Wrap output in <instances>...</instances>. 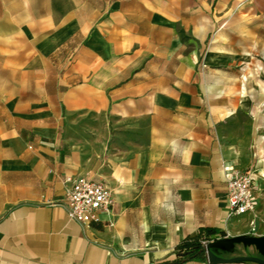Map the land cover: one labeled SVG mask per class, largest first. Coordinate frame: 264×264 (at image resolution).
<instances>
[{
    "label": "crops",
    "instance_id": "1",
    "mask_svg": "<svg viewBox=\"0 0 264 264\" xmlns=\"http://www.w3.org/2000/svg\"><path fill=\"white\" fill-rule=\"evenodd\" d=\"M67 176L110 187L100 222ZM203 227L264 260V0H0V264H210L175 262Z\"/></svg>",
    "mask_w": 264,
    "mask_h": 264
},
{
    "label": "built area",
    "instance_id": "2",
    "mask_svg": "<svg viewBox=\"0 0 264 264\" xmlns=\"http://www.w3.org/2000/svg\"><path fill=\"white\" fill-rule=\"evenodd\" d=\"M228 185L229 213L244 215L255 211L258 199L255 194V175L225 168ZM65 182L66 206L70 219L83 225L101 221V212L110 210L114 204L112 190L104 181L88 176H67ZM208 242L205 243V245Z\"/></svg>",
    "mask_w": 264,
    "mask_h": 264
},
{
    "label": "trees",
    "instance_id": "3",
    "mask_svg": "<svg viewBox=\"0 0 264 264\" xmlns=\"http://www.w3.org/2000/svg\"><path fill=\"white\" fill-rule=\"evenodd\" d=\"M219 234L224 235L223 233H219V231L215 228H201L198 234L189 236L178 244L176 247V255L178 259L175 262L193 260L197 258L207 260V255L204 250L205 243L217 240L220 236H222ZM157 264H171V262L163 261Z\"/></svg>",
    "mask_w": 264,
    "mask_h": 264
},
{
    "label": "water",
    "instance_id": "4",
    "mask_svg": "<svg viewBox=\"0 0 264 264\" xmlns=\"http://www.w3.org/2000/svg\"><path fill=\"white\" fill-rule=\"evenodd\" d=\"M225 240H217V241H211L208 242L204 246L205 253L207 255L208 261L210 264H217V263H233V262H240V261H252L258 264H264V260L257 258V257H238L233 259H222L217 257L211 248L215 246L216 244L223 243Z\"/></svg>",
    "mask_w": 264,
    "mask_h": 264
}]
</instances>
